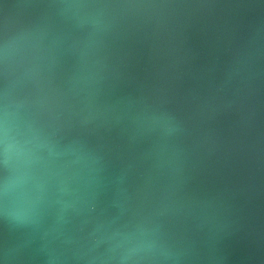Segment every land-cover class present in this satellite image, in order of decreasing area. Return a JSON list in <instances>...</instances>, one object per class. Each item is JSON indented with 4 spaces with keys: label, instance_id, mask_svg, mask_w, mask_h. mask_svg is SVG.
Masks as SVG:
<instances>
[{
    "label": "water",
    "instance_id": "water-1",
    "mask_svg": "<svg viewBox=\"0 0 264 264\" xmlns=\"http://www.w3.org/2000/svg\"><path fill=\"white\" fill-rule=\"evenodd\" d=\"M0 264H264V0H0Z\"/></svg>",
    "mask_w": 264,
    "mask_h": 264
}]
</instances>
